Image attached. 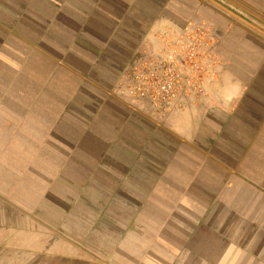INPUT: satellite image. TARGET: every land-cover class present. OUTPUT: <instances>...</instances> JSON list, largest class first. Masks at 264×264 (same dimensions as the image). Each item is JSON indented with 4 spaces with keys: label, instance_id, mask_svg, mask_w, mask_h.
Wrapping results in <instances>:
<instances>
[{
    "label": "crops",
    "instance_id": "obj_1",
    "mask_svg": "<svg viewBox=\"0 0 264 264\" xmlns=\"http://www.w3.org/2000/svg\"><path fill=\"white\" fill-rule=\"evenodd\" d=\"M188 23L198 91L130 102ZM0 264H264V37L204 0H0Z\"/></svg>",
    "mask_w": 264,
    "mask_h": 264
},
{
    "label": "built area",
    "instance_id": "obj_2",
    "mask_svg": "<svg viewBox=\"0 0 264 264\" xmlns=\"http://www.w3.org/2000/svg\"><path fill=\"white\" fill-rule=\"evenodd\" d=\"M181 33V39L164 59L147 56L126 68L119 90L130 102H148L158 114L165 115L187 90L198 91L185 72L197 68L202 52L211 51V35L191 23Z\"/></svg>",
    "mask_w": 264,
    "mask_h": 264
},
{
    "label": "water",
    "instance_id": "obj_3",
    "mask_svg": "<svg viewBox=\"0 0 264 264\" xmlns=\"http://www.w3.org/2000/svg\"><path fill=\"white\" fill-rule=\"evenodd\" d=\"M204 1L208 2L209 4H211L212 6H214L215 8L219 9L220 11H222L223 13L227 14L231 18H233L236 21L242 23L243 25H245L249 29L253 30L254 32H256L259 35H261L262 37H264V30H262L259 27L255 26L254 24H252L248 20L244 19L243 17H241L237 13L233 12L232 10H230L229 8H227L226 6L222 5L218 1H216V0H204Z\"/></svg>",
    "mask_w": 264,
    "mask_h": 264
}]
</instances>
